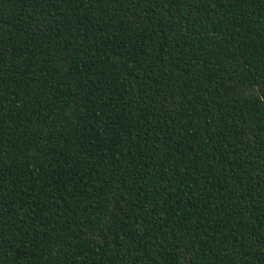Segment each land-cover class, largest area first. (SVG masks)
<instances>
[{
    "label": "trees",
    "instance_id": "obj_1",
    "mask_svg": "<svg viewBox=\"0 0 264 264\" xmlns=\"http://www.w3.org/2000/svg\"><path fill=\"white\" fill-rule=\"evenodd\" d=\"M0 264H264V0H0Z\"/></svg>",
    "mask_w": 264,
    "mask_h": 264
}]
</instances>
